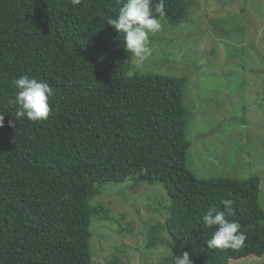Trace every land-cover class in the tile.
<instances>
[{"label": "trees", "instance_id": "obj_1", "mask_svg": "<svg viewBox=\"0 0 264 264\" xmlns=\"http://www.w3.org/2000/svg\"><path fill=\"white\" fill-rule=\"evenodd\" d=\"M158 0H153V5ZM191 0H165L162 22L179 25ZM117 0H0V264H94L91 199L108 183L161 182L169 197L164 221L147 229L148 248L163 241L178 253L207 244L210 207L242 225L247 239L226 257L264 254L260 178L196 177L183 103L186 76L130 72L133 58L107 25ZM28 75L54 90L46 120L9 127L11 81ZM67 196V199L64 197ZM230 259V258H229ZM162 264H174L172 255ZM106 264H122L113 256Z\"/></svg>", "mask_w": 264, "mask_h": 264}, {"label": "rangeland", "instance_id": "obj_2", "mask_svg": "<svg viewBox=\"0 0 264 264\" xmlns=\"http://www.w3.org/2000/svg\"><path fill=\"white\" fill-rule=\"evenodd\" d=\"M191 1L182 23L162 22L150 37L152 55L142 68L133 61L130 72L187 77V168L199 178L258 176L264 209V0ZM129 183H108L91 199L110 217L91 218L93 263L116 256L122 264H162L163 256L182 255L164 231L162 242L146 245L149 224L168 214L163 184ZM187 252L192 264H264V254L231 258L207 244Z\"/></svg>", "mask_w": 264, "mask_h": 264}, {"label": "clouds", "instance_id": "obj_3", "mask_svg": "<svg viewBox=\"0 0 264 264\" xmlns=\"http://www.w3.org/2000/svg\"><path fill=\"white\" fill-rule=\"evenodd\" d=\"M82 0H70L71 5H80ZM119 7L115 18L106 21L117 33V39L122 43L127 53H131L134 64L142 68L145 61L152 55L150 37L161 30L162 21L166 16L165 0H117ZM11 86L14 94L8 103L15 107L14 120H9V127H15V122L26 118L32 122L46 120L50 114V98L55 96L53 88L45 81L28 75L13 78ZM5 116L0 114V128L4 127ZM67 199V196L64 197ZM225 211L210 207L202 217L205 228L215 229L207 240V247L213 250H239L245 246L246 232L236 220H229L227 212L231 211L234 201L222 200ZM174 264H192L189 253L174 256Z\"/></svg>", "mask_w": 264, "mask_h": 264}]
</instances>
